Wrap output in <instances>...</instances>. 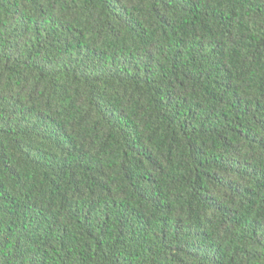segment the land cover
Segmentation results:
<instances>
[{
  "label": "trees",
  "instance_id": "1",
  "mask_svg": "<svg viewBox=\"0 0 264 264\" xmlns=\"http://www.w3.org/2000/svg\"><path fill=\"white\" fill-rule=\"evenodd\" d=\"M0 264H264V0H0Z\"/></svg>",
  "mask_w": 264,
  "mask_h": 264
}]
</instances>
